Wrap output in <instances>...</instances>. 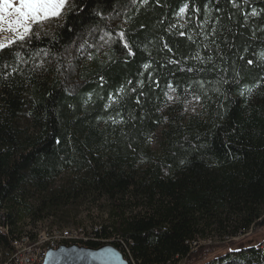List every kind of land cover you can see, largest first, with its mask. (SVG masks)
I'll list each match as a JSON object with an SVG mask.
<instances>
[{"label": "trees", "instance_id": "trees-1", "mask_svg": "<svg viewBox=\"0 0 264 264\" xmlns=\"http://www.w3.org/2000/svg\"><path fill=\"white\" fill-rule=\"evenodd\" d=\"M235 5L72 0L0 51V247L79 227L106 199L98 236L140 264H264L261 245L232 241L264 228V0ZM215 232L221 245L192 252Z\"/></svg>", "mask_w": 264, "mask_h": 264}, {"label": "built area", "instance_id": "built-area-1", "mask_svg": "<svg viewBox=\"0 0 264 264\" xmlns=\"http://www.w3.org/2000/svg\"><path fill=\"white\" fill-rule=\"evenodd\" d=\"M102 229V225L96 222L84 221L79 227L68 229L53 228L34 232L35 239H31L29 234H24L20 237L10 236V246L8 248L0 247V264H45L50 252L56 251L63 246L94 248L92 246L95 245H99L98 248L106 245L113 246L122 254L128 264H140L133 257L128 245L121 241L120 237H112L111 239L100 238L97 233ZM2 231L9 236L7 229ZM235 239L233 238V240ZM213 242L212 239H197L188 244L192 252H194L202 247L213 245L215 243ZM175 263L180 264V262L176 261H171L168 264Z\"/></svg>", "mask_w": 264, "mask_h": 264}, {"label": "snow or ice", "instance_id": "snow-or-ice-1", "mask_svg": "<svg viewBox=\"0 0 264 264\" xmlns=\"http://www.w3.org/2000/svg\"><path fill=\"white\" fill-rule=\"evenodd\" d=\"M149 0H143L144 4H148ZM247 4L248 0H244ZM235 5V0H233ZM72 7V0H0V26L7 25V31L14 33V38L7 40L6 43H0V51L14 45L17 41L21 43L27 42L32 35L38 32L46 23L51 20L62 18L66 9ZM187 5L182 8L183 15L187 9ZM256 16L257 13H251ZM120 37H124V33H120ZM128 48V45H124ZM167 47V45H165ZM171 51V49H169ZM130 54L134 55V53ZM249 64L253 61L249 60ZM7 67V65H5ZM122 91V90H121ZM252 88L246 89L251 94ZM241 92V95H244Z\"/></svg>", "mask_w": 264, "mask_h": 264}, {"label": "rangeland", "instance_id": "rangeland-1", "mask_svg": "<svg viewBox=\"0 0 264 264\" xmlns=\"http://www.w3.org/2000/svg\"><path fill=\"white\" fill-rule=\"evenodd\" d=\"M186 14H187V10L185 11V13L182 15L180 13V19L183 22V24L186 21ZM115 21V26H122L124 27V21H118V19H114ZM14 38V33L8 32L7 31V25H2L0 26V43H6L7 40L9 39H13ZM105 41L103 43H107L109 36H105L104 37ZM96 45H91V49L93 47H95ZM100 48V54H106L107 53V46L106 44ZM84 57V56H83ZM113 102H116V99L113 100ZM169 102L171 106H177L180 103V99L178 97V95L176 94V92L174 90H171L169 93ZM201 104L198 100L196 99H192L187 103V107H186V111L188 114H194L198 111H201ZM163 129L160 130L157 134H155L154 136L151 137V143L153 148L156 151H159L161 143L163 142ZM102 205H105V208H100L98 206H94L93 204H88L87 206H83L79 209V214L78 217L80 220H83L85 222H94V221H99L98 219H107L108 217V203L106 199H103L101 201ZM50 227L48 225H44V224H36L35 226L32 227H28V230H31L32 232H39V231H43V230H47V229H53V228H47ZM68 229V228H67ZM211 237L213 238L212 240H214V244H219L221 245V241H220V237L218 236L217 232L215 233H210ZM232 241H236L237 243L244 241V244L246 245H256L259 246L261 245V248L264 249V228L260 229H252V231H249L248 234H243V235H239L235 240ZM195 252V251H194ZM177 264V263H175ZM180 264H184V262L180 263Z\"/></svg>", "mask_w": 264, "mask_h": 264}, {"label": "water", "instance_id": "water-1", "mask_svg": "<svg viewBox=\"0 0 264 264\" xmlns=\"http://www.w3.org/2000/svg\"><path fill=\"white\" fill-rule=\"evenodd\" d=\"M45 264H128L122 254L113 246L98 249L61 247L51 251Z\"/></svg>", "mask_w": 264, "mask_h": 264}, {"label": "bare ground", "instance_id": "bare-ground-1", "mask_svg": "<svg viewBox=\"0 0 264 264\" xmlns=\"http://www.w3.org/2000/svg\"><path fill=\"white\" fill-rule=\"evenodd\" d=\"M237 238V237H236ZM223 242V241H222ZM225 242V241H224Z\"/></svg>", "mask_w": 264, "mask_h": 264}]
</instances>
